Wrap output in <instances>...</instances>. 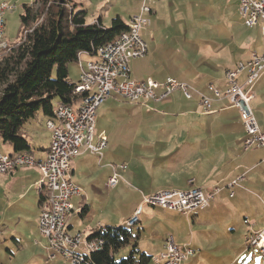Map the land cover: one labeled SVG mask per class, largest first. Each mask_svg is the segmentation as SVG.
I'll return each mask as SVG.
<instances>
[{
    "label": "rangeland",
    "instance_id": "1",
    "mask_svg": "<svg viewBox=\"0 0 264 264\" xmlns=\"http://www.w3.org/2000/svg\"><path fill=\"white\" fill-rule=\"evenodd\" d=\"M1 1H8L13 6L12 10L7 11L5 19V37L8 48H11L13 43L19 42L22 35L20 32L22 6L33 0ZM141 1L74 0V3L79 4L78 9L87 10L86 18L89 22L101 17L104 25L109 27L112 18L116 15L122 16L123 20L128 22L130 15L139 12ZM238 1L156 0L153 2L157 12L149 14L151 23L141 31L148 44V52L130 63L133 75L136 76L137 71L139 77L150 76L163 80L167 76H172L181 80L183 77L193 78L197 74L205 73L224 81L223 62L226 54L232 53L248 34L255 43H260L262 37L260 26L249 28L245 25L240 12L237 11ZM69 70L70 78L75 80L78 73L77 63H72ZM55 72L56 68L53 77ZM226 87L225 83L219 87L222 94L225 93ZM250 90L253 93L251 107L259 123V115L264 119V95H262L264 78H259ZM146 103V106H140L133 102L109 98L98 107L97 129L105 130L109 138L107 147L102 151L103 154L110 148L113 155L122 157L133 151H145L141 145L150 138L148 125L162 121L161 117H154L150 113L148 107L152 102ZM46 136L47 133L41 131L37 138L41 143L47 144ZM250 152L261 154L262 149L251 148ZM30 167L32 169H28ZM33 168L27 166L19 168L13 174H0V261L6 264L10 262L25 264L26 252H19L11 257L7 251L8 245L15 247L17 244L13 240L14 233L20 232L26 237L30 236L28 238L31 240L36 238L35 231L31 232V228L38 221L39 205L33 180L39 179L40 174ZM129 186L131 187V184ZM226 192H223L222 204L216 210L205 216H203L205 212L199 211L202 222L194 223L192 221L194 215L187 218L175 214L178 217L173 230L179 239L174 242L178 246H191L195 250L194 253H197L199 264H264V254L247 241L248 236L259 230L260 224L264 221V207L261 206L263 204L260 202L258 205L249 195L232 199L228 194L226 195ZM94 195V192L87 195L91 221L95 223L107 219L110 224H119L121 215L117 214V211H125L129 204L124 198L126 195L121 198L113 194L107 199L95 198ZM213 203L214 201H211L210 206ZM147 207L153 208L148 205ZM197 217L195 216V219ZM208 220L211 222L205 223ZM137 227L135 226L134 231ZM144 235H149L148 231L144 232ZM170 236L172 235L169 234L167 238ZM199 245H203L202 252L195 249ZM127 249L121 250L117 258L126 256ZM55 263L75 264L62 256L58 257Z\"/></svg>",
    "mask_w": 264,
    "mask_h": 264
},
{
    "label": "crops",
    "instance_id": "2",
    "mask_svg": "<svg viewBox=\"0 0 264 264\" xmlns=\"http://www.w3.org/2000/svg\"><path fill=\"white\" fill-rule=\"evenodd\" d=\"M179 1L186 2L189 0ZM238 3L240 4V0ZM239 4L237 5V11H239ZM156 12L157 9L153 5V13L155 14ZM87 22L92 23L94 21L89 22L87 20ZM243 39V42L237 45L232 53L226 54L224 62L222 61L225 72L227 69L233 68L240 61H248L254 51L258 53L264 51L262 37L260 43L252 42L249 34ZM94 59L95 56L93 55L83 54L81 56L84 66L88 61ZM75 62L78 65V73L75 80L70 78L73 82L79 79L81 71L79 62ZM72 63L69 64L68 69ZM132 72L133 70L131 71V77L134 80H144L150 77H139L137 71L135 76ZM169 77L172 76H167L163 80L151 78L164 82ZM245 77L246 73L242 72L239 76L240 84H244ZM260 78H264V72ZM177 80L188 84L195 91L193 90L192 97L189 99L185 97L183 91L178 89L163 98L160 102L148 101L152 102L149 103L148 107L150 113L153 114L152 116L161 117L162 121L152 122L148 125L149 133H151L150 138L147 142L143 141L141 145L145 151H133L126 157H122L117 154L113 155L110 148L102 157H99L97 154L82 148L80 153L73 158L71 179L79 187L81 195L75 196L72 199L75 210L67 218V230L70 233L81 232L85 237H90L99 227L105 225H124L135 211L142 206L140 221L135 231L139 234L138 246L143 252L152 257L158 255L164 250L165 239L169 234L172 235L175 241L179 239L173 230L176 227L174 224L177 219L176 217L181 215L190 218V216L158 206H152L153 208L151 209L146 204H143L144 197L161 190L187 188L188 181L192 178L195 179V184L202 187L207 193L214 192L216 188L220 189L212 200V202L214 201L213 205L210 206V202V207L207 206L201 210V212H205L203 216L216 210L222 204L224 198L222 194L225 191H227L226 195L228 194L229 198L232 199L249 195L251 199L257 201L258 205L261 202L263 204L261 206L264 207V147L257 148L262 149L261 154H256L250 152L251 149L245 150L243 148L246 131L239 109L234 107L228 98H217L212 91L213 87L220 89L219 87L224 85V83L227 86L226 79H224V82L219 78H212L208 74L200 73L193 78L183 77L181 80ZM200 93L213 99L212 108L209 112H205L201 105ZM109 98L127 101L116 94H113ZM260 98L262 100V97ZM256 99L254 95V100ZM78 102L79 99L73 104L77 105ZM135 104L146 106L145 104L147 103ZM97 117L98 109L96 116V138L102 132L106 134L105 130L97 129ZM49 118L51 117L44 115L40 111L34 118L27 121L21 130L22 135L28 140L32 148L31 152L27 153L32 155L36 161L44 160L50 147L51 133L46 126ZM258 118V124L261 130L264 131V119L261 115ZM41 131L47 133V144L41 143L37 138L38 133ZM0 153L14 154L16 152L12 144L0 139ZM115 164H124L125 168L118 169L121 178L117 186L109 188L106 183L112 175V165ZM33 167V169L38 170L40 179L41 171L39 167L37 165ZM28 169H32V167ZM17 170L19 168L4 174H13ZM239 177H241L239 183L233 188L234 195H231L227 185ZM29 179L31 180V178ZM39 179L33 180V184L36 185L35 194L39 205L38 221L31 228V232L35 231L34 237L36 238L31 240V238H28L30 236L26 237L20 232H16L13 235V240L17 244L15 247H12L11 244L8 245L7 251L11 254V257L19 252H26L24 258L25 264H56L57 258L61 257V255L57 254L54 259H49L51 251L48 248V240L40 234L38 227L41 201V195L38 191ZM130 184L131 187L129 186ZM103 191H107L108 193L104 194ZM91 192L95 193V198L103 199L110 198L113 194L121 198L126 195L124 198L129 204L125 211H117V214L121 215L119 224H110L107 219H102L95 223L91 221L92 216H90V206L87 197ZM86 205L87 210L84 211ZM195 216L198 217L195 219ZM192 219L194 223L202 222L199 212ZM210 222L208 220L205 223ZM263 229L264 221L260 224V229L253 233L260 232ZM147 231L149 235H144V232ZM180 247L183 248L185 246ZM195 249L202 252L203 245H199ZM127 251H129V248ZM185 262H187L185 264H199L197 253H194ZM0 264L6 263L0 261ZM149 264H152V259Z\"/></svg>",
    "mask_w": 264,
    "mask_h": 264
},
{
    "label": "built area",
    "instance_id": "3",
    "mask_svg": "<svg viewBox=\"0 0 264 264\" xmlns=\"http://www.w3.org/2000/svg\"><path fill=\"white\" fill-rule=\"evenodd\" d=\"M155 0H142L139 12L130 17L128 27L113 40L93 47L91 51L78 53L77 61L81 71L75 82L73 92L79 95L77 105L57 101L54 116L46 122L51 133V143L44 160L36 161L28 153H0V174L8 171L37 165L41 171L38 191L43 195L40 201V216L38 227L40 234L48 240L51 251L49 259L57 254L75 264H90L86 259L103 243L100 238L85 237L81 232L70 233L67 230V218L75 210L72 199L81 195L79 187L71 179L72 160L82 148L91 153L103 156V149L108 145V137L102 132L96 138V116L98 107L113 94L133 103L148 101L160 102L175 90L183 91L186 98H191L193 88L175 78L169 77L159 82L149 77L144 80H134L131 77L130 63L133 59L142 57L148 52V44L142 36V29L151 23L149 14L153 13ZM13 6L8 1L0 0V59L4 50L8 51L5 37V19L8 10ZM239 11L248 27L260 26L264 47V0H240ZM5 51V52H6ZM83 54L93 55L95 59L84 66L81 61ZM246 73L244 84L239 83V76ZM264 72V51H254L246 62L240 61L235 67L227 69L225 93L213 87L217 98L226 97L238 108L246 131L243 148L264 147V131L261 130L251 107L253 93L251 87ZM195 91V90H194ZM201 105L205 112L212 108V98L200 93ZM124 164L112 165V175L106 185L114 188L120 181L118 169ZM241 177L227 185L231 195L233 188ZM205 192L195 184V179H189L187 188L161 190L144 197L143 204L158 206L179 212L183 215H196L209 206L219 191ZM142 206L126 221L128 227L138 226ZM250 245L264 254V229L252 233L247 238ZM194 254L191 247H180L172 236L165 240L164 250L152 257L153 264H184Z\"/></svg>",
    "mask_w": 264,
    "mask_h": 264
},
{
    "label": "trees",
    "instance_id": "4",
    "mask_svg": "<svg viewBox=\"0 0 264 264\" xmlns=\"http://www.w3.org/2000/svg\"><path fill=\"white\" fill-rule=\"evenodd\" d=\"M78 5L74 0H33L22 6L20 40L0 59V139L16 153L31 152L21 133L27 121L40 111L53 117L57 101L73 104L80 98L68 69L78 53L113 40L128 27L120 15L109 27L101 17L88 23L87 10ZM89 238L103 241L86 257L90 264H149L152 259L139 248L138 232L126 224L99 227ZM126 248L127 255L117 258Z\"/></svg>",
    "mask_w": 264,
    "mask_h": 264
}]
</instances>
